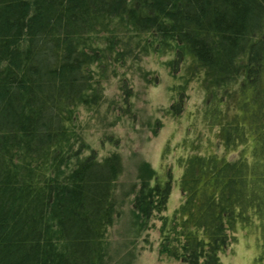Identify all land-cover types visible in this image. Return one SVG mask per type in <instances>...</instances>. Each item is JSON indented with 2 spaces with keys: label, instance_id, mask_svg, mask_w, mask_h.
<instances>
[{
  "label": "trees",
  "instance_id": "obj_1",
  "mask_svg": "<svg viewBox=\"0 0 264 264\" xmlns=\"http://www.w3.org/2000/svg\"><path fill=\"white\" fill-rule=\"evenodd\" d=\"M146 57L179 80L174 114L200 87L202 120L236 156L183 145L179 204L165 213L171 169L140 180L139 231L158 220L160 255L221 264L255 226L264 259V0H0V264H111L122 162L86 146L81 112L96 118L121 68L145 77Z\"/></svg>",
  "mask_w": 264,
  "mask_h": 264
},
{
  "label": "rangeland",
  "instance_id": "obj_2",
  "mask_svg": "<svg viewBox=\"0 0 264 264\" xmlns=\"http://www.w3.org/2000/svg\"><path fill=\"white\" fill-rule=\"evenodd\" d=\"M162 61L158 57L140 61L141 71H148L145 77L136 66L121 68L120 76L104 83L105 99L96 118L85 109L81 112V121L86 122L82 127L86 146L96 152L97 158L118 153L122 162L115 194L117 214L108 228L111 264H185L158 253V220L149 230L139 231L132 206L138 184L145 177L154 180L158 176L165 181L171 169V192L165 212L170 215L181 199L178 178L182 169L178 159L191 152L185 151L183 145L198 143L204 154L215 152L230 160L236 156L223 149L216 130L209 131L202 120L203 91L198 85L190 84L180 113L169 109V89L179 80L169 74ZM241 151L238 148V156L244 153ZM254 227L238 225L237 240L222 255L221 264H264V259L257 258L260 233Z\"/></svg>",
  "mask_w": 264,
  "mask_h": 264
}]
</instances>
